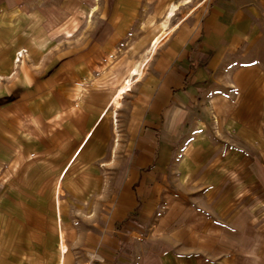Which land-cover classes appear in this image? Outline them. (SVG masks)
Segmentation results:
<instances>
[{
	"label": "crops",
	"instance_id": "0c3cea01",
	"mask_svg": "<svg viewBox=\"0 0 264 264\" xmlns=\"http://www.w3.org/2000/svg\"><path fill=\"white\" fill-rule=\"evenodd\" d=\"M217 4L193 38L169 39L155 49L156 38L148 67L141 74L140 67L132 69L122 86L104 91L92 83L76 103L74 80L98 74L95 60L86 70L72 62V71H56L39 96L9 107V122L25 134L9 142L25 149L9 153L8 168L39 176L28 188L39 208L34 222L47 224L53 208L59 264L67 253L72 264H264V154L243 153L234 141L231 151L219 153V120L207 124L192 116L198 103L219 117V58L232 48L247 65L230 62L233 81L226 92L237 97L231 111L258 118L233 119L231 128L264 129V0ZM195 58L205 65L197 67ZM65 80L72 81L67 92ZM115 122L128 144L117 153L110 146ZM189 127L216 131L209 139L193 138ZM195 144L203 145L199 157ZM16 207L24 219L26 205ZM6 217L9 222L8 215L0 220Z\"/></svg>",
	"mask_w": 264,
	"mask_h": 264
},
{
	"label": "rangeland",
	"instance_id": "374dc122",
	"mask_svg": "<svg viewBox=\"0 0 264 264\" xmlns=\"http://www.w3.org/2000/svg\"><path fill=\"white\" fill-rule=\"evenodd\" d=\"M218 2L219 0H0V216H10L9 222L7 217L0 220V264H59L57 227L55 222H51L53 208L48 209L47 224L34 222V212H39V208L34 206L31 200L33 192L29 189L34 184L31 181L38 180L39 176H30L29 168H17L16 172L8 168L9 153L23 154L25 149L22 143L9 142L14 135H18L21 141L25 136L22 128H15L9 122V107L26 103L27 95L39 96L40 86L45 88L50 84V78L56 71H72L74 64V68L86 70L92 60H95L93 70L98 75L96 80H74L79 84L76 88L80 90L79 95L74 98L76 103L82 102L85 89L92 83L95 84L94 87L104 91L111 90V85L117 83L122 86L123 82L130 79L128 77L132 69L140 67L141 74L148 67L150 63L147 61L151 55L149 52L156 38H159V42L155 49L169 39L187 36L193 38L200 19L206 13L209 14ZM173 6H176L174 15L167 20L166 16ZM179 24L181 26L173 31ZM224 54V57L219 58L224 60V63H219V87L224 89V93H219V117L209 109L206 112L205 107L199 110L198 103L193 108L192 116L197 120H207V124L219 120V153L231 151V141H234L243 153L256 151L264 154L263 128H256L255 134L242 128L236 129L237 133L231 128L233 119L247 121L249 118L255 122L258 117L254 114L249 117L248 111H235L233 115L231 102H235L237 97L226 92L233 81L234 65L230 62H240V66H246L247 60L234 56L232 48H228ZM196 59L197 67L205 65L204 58ZM65 65L66 68L63 67ZM192 70L196 69L193 67ZM100 75L102 78H99ZM125 78L127 79L124 81ZM71 82L64 81L65 92L70 91ZM116 120L118 121L117 118ZM114 128L110 146L117 153L120 148H127L128 144L122 136L119 122H115ZM215 131L216 128L210 127H189L186 134H191L193 138L209 139L215 135ZM222 139L224 144L220 143ZM198 145H194L195 157L203 152V145ZM242 162L244 161L241 160ZM51 201L48 200V203ZM52 202H55V198ZM16 203L26 205L25 209L29 212L24 219L20 213L22 210L18 213ZM29 218L32 222H25ZM63 227L69 229L70 225L64 224ZM87 227V224L80 225L81 229ZM64 244L68 250L72 249V239L66 238ZM70 255L65 254L64 264H72Z\"/></svg>",
	"mask_w": 264,
	"mask_h": 264
},
{
	"label": "bare ground",
	"instance_id": "6f19581e",
	"mask_svg": "<svg viewBox=\"0 0 264 264\" xmlns=\"http://www.w3.org/2000/svg\"><path fill=\"white\" fill-rule=\"evenodd\" d=\"M178 5V4H177ZM176 10V6H173L171 7L170 11L168 12V16L167 17V20L170 19L173 15H174V12ZM165 26V25H164ZM127 84H129V81H127ZM126 86L125 87H121L118 91V94H117V98H116V104H118V99H120V94L125 91L126 89Z\"/></svg>",
	"mask_w": 264,
	"mask_h": 264
},
{
	"label": "water",
	"instance_id": "95a60500",
	"mask_svg": "<svg viewBox=\"0 0 264 264\" xmlns=\"http://www.w3.org/2000/svg\"><path fill=\"white\" fill-rule=\"evenodd\" d=\"M93 264H101V263L95 262V263H93Z\"/></svg>",
	"mask_w": 264,
	"mask_h": 264
}]
</instances>
